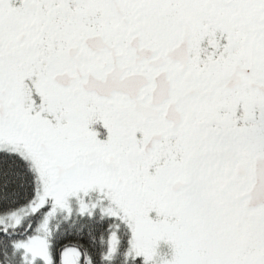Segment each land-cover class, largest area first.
Returning a JSON list of instances; mask_svg holds the SVG:
<instances>
[{
	"label": "snow or ice",
	"instance_id": "snow-or-ice-1",
	"mask_svg": "<svg viewBox=\"0 0 264 264\" xmlns=\"http://www.w3.org/2000/svg\"><path fill=\"white\" fill-rule=\"evenodd\" d=\"M0 264H264V0H0Z\"/></svg>",
	"mask_w": 264,
	"mask_h": 264
}]
</instances>
